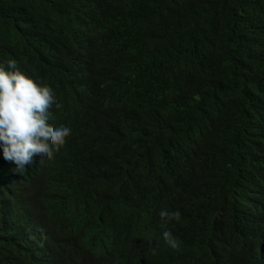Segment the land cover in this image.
Wrapping results in <instances>:
<instances>
[{"label":"trees","instance_id":"16d2710c","mask_svg":"<svg viewBox=\"0 0 264 264\" xmlns=\"http://www.w3.org/2000/svg\"><path fill=\"white\" fill-rule=\"evenodd\" d=\"M12 59L71 134L20 172L0 148V264H39L33 196L66 234L57 264H105L129 232L113 264H264V0H0Z\"/></svg>","mask_w":264,"mask_h":264},{"label":"clouds","instance_id":"9594fccd","mask_svg":"<svg viewBox=\"0 0 264 264\" xmlns=\"http://www.w3.org/2000/svg\"><path fill=\"white\" fill-rule=\"evenodd\" d=\"M54 103V90L47 84H38L22 73L16 60L7 61V69L0 65V148L4 159L16 165L14 170L20 172L26 169L35 155H41V160L52 159L54 153L65 144V138L70 136V128L55 127L49 123V109ZM32 178L39 181L34 176ZM17 182L20 184L19 180ZM89 187L102 191L106 198L114 199L104 186L96 188L91 184ZM113 192L116 195L114 184ZM77 199V214L88 212L84 194H79ZM30 201L34 205L25 208L33 215L32 232L22 237L21 248L30 260L35 259L39 264H57L60 259L59 240H64L66 234L58 230L59 223L52 221L51 216H37L35 196ZM159 216L164 221L179 220L180 212L161 209ZM74 235L78 246L82 247L87 234L75 231ZM138 235L140 234L129 232L118 245H108L103 241L100 260L105 264H113L124 244ZM163 237L172 248L179 247V242L171 231L165 230Z\"/></svg>","mask_w":264,"mask_h":264}]
</instances>
